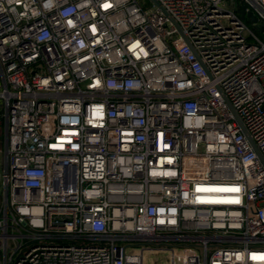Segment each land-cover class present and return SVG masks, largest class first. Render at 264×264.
<instances>
[{
  "label": "built area",
  "instance_id": "1",
  "mask_svg": "<svg viewBox=\"0 0 264 264\" xmlns=\"http://www.w3.org/2000/svg\"><path fill=\"white\" fill-rule=\"evenodd\" d=\"M145 1L0 0V264H264V0Z\"/></svg>",
  "mask_w": 264,
  "mask_h": 264
},
{
  "label": "water",
  "instance_id": "2",
  "mask_svg": "<svg viewBox=\"0 0 264 264\" xmlns=\"http://www.w3.org/2000/svg\"><path fill=\"white\" fill-rule=\"evenodd\" d=\"M150 4H152L155 8H157L168 20L170 23H172V25L175 27V29L177 30V32L179 33V35H181L184 39V41L191 47V44L189 42V40L185 37V35L182 32V29L180 28V26L175 22V20L170 16V14L162 7V5L157 1V0H148ZM235 11L237 12L239 18L241 20H245L248 24H250L255 30L259 31L262 27L263 24L258 23L257 22V18L256 16L250 11V12H245L244 11V5L242 3H239L237 5V8L235 9ZM192 48V47H191ZM208 73V72H207ZM209 74V73H208ZM225 102L227 103L230 111L233 114V117L235 119V121L238 123L243 135L247 138V140L249 141L253 151L255 152L257 158L259 159V161L261 162V164L264 167V158L261 155L260 151L257 149V147L255 146L253 140L251 139L248 131L246 130L245 126L243 125L241 119L239 118V116L236 114V112L234 111V109L231 107V105L229 104L228 100L224 97Z\"/></svg>",
  "mask_w": 264,
  "mask_h": 264
},
{
  "label": "rangeland",
  "instance_id": "3",
  "mask_svg": "<svg viewBox=\"0 0 264 264\" xmlns=\"http://www.w3.org/2000/svg\"><path fill=\"white\" fill-rule=\"evenodd\" d=\"M149 3V1H145ZM140 247L131 248L132 251H140ZM129 250V249H128ZM143 264H168L169 251L162 250H145L142 254Z\"/></svg>",
  "mask_w": 264,
  "mask_h": 264
},
{
  "label": "trees",
  "instance_id": "4",
  "mask_svg": "<svg viewBox=\"0 0 264 264\" xmlns=\"http://www.w3.org/2000/svg\"><path fill=\"white\" fill-rule=\"evenodd\" d=\"M248 26H250V27H251V25H250V24H248ZM254 31H255V29H254ZM255 32H257V31H255Z\"/></svg>",
  "mask_w": 264,
  "mask_h": 264
}]
</instances>
